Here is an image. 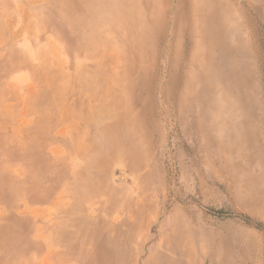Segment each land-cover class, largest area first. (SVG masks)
I'll list each match as a JSON object with an SVG mask.
<instances>
[{
  "label": "rangeland",
  "instance_id": "1",
  "mask_svg": "<svg viewBox=\"0 0 264 264\" xmlns=\"http://www.w3.org/2000/svg\"><path fill=\"white\" fill-rule=\"evenodd\" d=\"M175 230L264 264V0H0V264H150Z\"/></svg>",
  "mask_w": 264,
  "mask_h": 264
},
{
  "label": "crops",
  "instance_id": "2",
  "mask_svg": "<svg viewBox=\"0 0 264 264\" xmlns=\"http://www.w3.org/2000/svg\"><path fill=\"white\" fill-rule=\"evenodd\" d=\"M238 60L239 61L237 62V69H235V75L238 86L241 87L244 85V80H247V68L244 67L246 66V59L243 56V52L241 55H238ZM201 74L202 70L199 67L196 70V86L198 85V83L200 84L202 82L200 79L202 77ZM188 80L191 79L188 78ZM189 82L190 81H188V83ZM190 83L192 84L190 87H194L193 85H195V83ZM210 87V84L208 85L204 83L202 85V88L200 89V91L197 92L195 97L196 105L204 103V97L202 96V92L205 89H210ZM242 88L246 89V87ZM135 216V221L132 222V227L140 228L142 225L145 224L147 219L144 218L142 221H140V217L137 215ZM200 252L204 253V247L198 246L197 242L193 238H190L187 234L175 230L173 236H171L170 238V244L166 247L165 250H162V252H160V256L156 257L150 264H204L203 262L195 263L193 260V256L196 253Z\"/></svg>",
  "mask_w": 264,
  "mask_h": 264
}]
</instances>
